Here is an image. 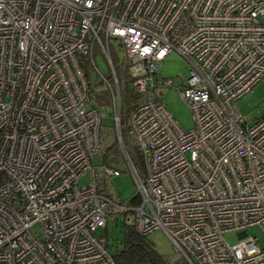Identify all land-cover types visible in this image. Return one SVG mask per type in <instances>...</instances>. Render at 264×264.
Masks as SVG:
<instances>
[{"label":"built area","instance_id":"1","mask_svg":"<svg viewBox=\"0 0 264 264\" xmlns=\"http://www.w3.org/2000/svg\"><path fill=\"white\" fill-rule=\"evenodd\" d=\"M114 42L138 96L125 119ZM170 52L189 66L184 85L158 74ZM93 71L137 203L110 197L116 164L91 163L107 146ZM261 79L264 0H0V264H114L100 231L114 214L143 236L163 231L186 264H264L247 234L264 233V115L249 122L236 104ZM165 87L190 108L191 128L158 99Z\"/></svg>","mask_w":264,"mask_h":264},{"label":"rangeland","instance_id":"2","mask_svg":"<svg viewBox=\"0 0 264 264\" xmlns=\"http://www.w3.org/2000/svg\"><path fill=\"white\" fill-rule=\"evenodd\" d=\"M115 44V43H114ZM115 56L119 59V61L123 58L122 49L115 44ZM94 62L96 64V69L100 71V73L105 77L111 78V70L109 69V65L106 63V60L102 56L99 51H95ZM187 62L175 52L167 53V55L163 58L161 62V66L158 70V74L164 77H172L177 86L184 85V81L186 80V76H188ZM92 85H91V103L97 104L96 97H99L100 109L105 114L101 119V139L103 145L111 144L114 141L113 134V118L112 117V109L109 107V91L108 87L105 83L104 78L99 76L96 71H93L91 74ZM252 88L247 91L240 99L237 101V107L239 112L247 117L249 122H252L258 118H261L264 115V79L256 82ZM175 87H165L161 89H157L158 99L163 103L166 108L169 110L171 115L178 122V126L182 129L186 130L191 128L193 125V115L191 114L190 108L182 102L178 90ZM94 104V105H96ZM92 165L100 166L103 163V160L100 155H96L91 160ZM118 169L120 170L119 179L121 181L120 184H115L111 181L110 183V197H114L115 194L118 196V200L125 202L130 200L132 196L135 195L136 190L134 189V182L130 177V173L128 172L126 166H124V162L119 159L118 164H116ZM87 176L80 178V182H85ZM115 200H117L115 198ZM106 227L101 229L100 231L105 233L107 240V252L114 254L116 249L121 248L123 243V238L125 236V227L123 223V216L121 214L108 215L106 217ZM258 226H250L247 228V234L250 236H257L258 238V246L264 247V233ZM224 238L229 245H233L238 242V236L235 231H227L224 234ZM152 243L154 250H157L162 256L166 259H179L180 254L177 252L172 246L170 240L163 231L157 229L154 230L146 237Z\"/></svg>","mask_w":264,"mask_h":264},{"label":"trees","instance_id":"3","mask_svg":"<svg viewBox=\"0 0 264 264\" xmlns=\"http://www.w3.org/2000/svg\"><path fill=\"white\" fill-rule=\"evenodd\" d=\"M116 44V42H114ZM114 43H111V57L112 63L114 65L113 69L115 70L117 81L120 86L121 93V107H122V119H125V116L128 112L136 105L138 101V96L136 93L132 92L131 89V80L125 72V69L122 67V62L120 64L119 59L115 56L116 46ZM118 45V44H117ZM119 46V45H118ZM122 61V60H121ZM81 65L85 72L86 77L90 75V66L88 60L86 58L81 57ZM92 98V96H91ZM97 104L99 108L100 102L99 97H96ZM100 104V105H99ZM110 107V106H109ZM111 108V107H110ZM118 150L116 148V142H112L106 146V152L102 157L103 163L108 165L117 164L119 161V154H117ZM134 161L140 166V159L136 150L130 152ZM137 197L134 195L130 198L129 202L137 203ZM124 223V222H123ZM125 227V236L122 243V246L119 249H116L113 256L114 264H186L185 261L179 259L171 260L166 259L157 250H154L152 243L149 241L147 236H143L137 233L133 228L129 227V225L124 223Z\"/></svg>","mask_w":264,"mask_h":264}]
</instances>
